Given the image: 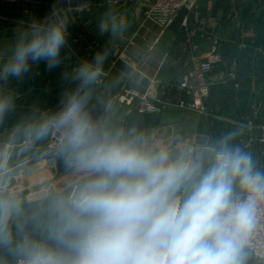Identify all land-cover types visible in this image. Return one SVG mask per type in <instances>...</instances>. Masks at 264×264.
Instances as JSON below:
<instances>
[{
    "label": "clouds",
    "instance_id": "clouds-1",
    "mask_svg": "<svg viewBox=\"0 0 264 264\" xmlns=\"http://www.w3.org/2000/svg\"><path fill=\"white\" fill-rule=\"evenodd\" d=\"M71 21L54 4L43 19L15 30L0 51V81H22L34 67L60 68L74 52ZM125 21L109 11L98 21L101 34L123 35ZM108 51L81 58L70 77L76 91L61 108L28 126L29 137L60 135L65 167L82 177L71 191L49 202L43 239L26 235L17 244L23 264H250L252 243L264 221V166L240 142L241 128L222 131L204 148L206 165H192L188 152L147 148L134 130L125 133L86 110L85 91L102 74ZM14 108L0 96V119ZM2 166V165H0ZM18 204L0 197V245L24 232L9 219ZM32 219L40 222L39 210Z\"/></svg>",
    "mask_w": 264,
    "mask_h": 264
},
{
    "label": "crops",
    "instance_id": "crops-1",
    "mask_svg": "<svg viewBox=\"0 0 264 264\" xmlns=\"http://www.w3.org/2000/svg\"><path fill=\"white\" fill-rule=\"evenodd\" d=\"M154 1L0 0V51L16 29L31 19H43L54 4L64 9L71 21L69 42L74 50L53 71H46L41 64L22 81H0V96H11L14 101V108L0 119V161L7 143L17 145L12 161V196L20 195L23 188L42 191L44 202H50L54 194L71 191L82 179L65 167L60 152L49 164L45 146L52 130L45 137L29 138L25 129L60 110L64 94L78 88L77 81L63 79L62 74L70 77L81 58L91 59L98 50L108 51L102 66L105 75L85 90L86 110L94 120L105 121L115 129L125 133L134 130L147 148H165L173 156L187 151L190 164L206 165L204 148L213 136L233 129V123L243 129L249 120L258 127L264 125V0H201L194 11L182 10L165 30L147 18ZM109 11L126 23L123 35L114 40L98 29V21ZM212 53L222 58V65L211 75L210 115L202 117L171 106L186 98L179 85L191 56ZM99 79L103 83L99 84ZM161 87L159 97L165 106L155 114H138V99L132 106L117 101L124 89L158 97ZM200 117L206 125L198 122ZM259 135L253 136L250 146L247 136L240 142L251 150L256 144L262 149ZM23 141L26 145L20 146ZM17 222L14 214L8 221L12 230ZM19 256L23 255L12 256L7 264ZM250 264H256L253 256Z\"/></svg>",
    "mask_w": 264,
    "mask_h": 264
},
{
    "label": "built area",
    "instance_id": "built-area-1",
    "mask_svg": "<svg viewBox=\"0 0 264 264\" xmlns=\"http://www.w3.org/2000/svg\"><path fill=\"white\" fill-rule=\"evenodd\" d=\"M7 1L15 3L19 0ZM21 1L30 2L32 0ZM200 1L201 0H155L153 6L147 13V18L165 30L174 23L182 10L192 12L197 9ZM73 41L76 42L77 39H74ZM194 48L196 50L198 47L195 46ZM220 65H222V58L215 53H212L207 57L195 54L192 55L190 63L186 64V66L189 67L183 74L179 85L180 89L186 94V98L171 106L202 117H208L210 115L208 101L210 100L213 91L211 75ZM104 75L105 74L102 73V76ZM101 83H103V80L99 79V84ZM161 93H163L162 87L159 91L158 97H152L147 92L141 95L128 89H124L123 92L117 96V101L120 104L132 106L134 100L138 99V105L136 107L138 114H155L160 112L162 107L165 106L159 97V95L161 96ZM244 127L247 131V135L250 136V142L248 143L250 146L253 142L251 135L257 126L253 120H249L244 124ZM258 128L262 133L259 141L264 144V125H261ZM60 135L61 134L58 131L52 130L48 142L46 143L45 152L49 164L55 161L56 155L59 153L58 145L60 142ZM22 145H26V142L23 141L20 146ZM16 148V144L7 143L2 151L0 164L2 165L0 166V190L10 188L13 183L12 179L15 176V173L9 169V164L12 153ZM252 243L254 245L252 256L255 258L256 264H259L264 261V221H262L261 226L257 229ZM23 259L24 256H19L10 264H23Z\"/></svg>",
    "mask_w": 264,
    "mask_h": 264
},
{
    "label": "rangeland",
    "instance_id": "rangeland-1",
    "mask_svg": "<svg viewBox=\"0 0 264 264\" xmlns=\"http://www.w3.org/2000/svg\"><path fill=\"white\" fill-rule=\"evenodd\" d=\"M231 77L234 78L235 76L231 75ZM202 120H203V118L200 117V120H198V122L200 121V123H203V124L205 123V125H206L207 123L202 121ZM234 122H241V121H234ZM232 126L234 128H237V125L235 123H233ZM239 128H240V126H239ZM228 129H232V128H228ZM241 129H242V135L239 138V140L241 141L242 138H245L247 136L248 137V143H249L250 142V136L247 135V131L245 128L243 129L241 127ZM258 133L260 134L259 135V139H260L262 136L261 135L262 133L257 126V128L254 130L253 134L251 135V138H253V136L255 134H257V136H258ZM215 136H213V138ZM259 143L262 147L264 146V144L261 143L260 141H259ZM246 149L253 153L254 158L258 161V163L261 166H264V162L261 161L262 159H264V148L261 149L259 147V144H256L253 150H251L250 147L249 148L247 147ZM15 150H14V152H15ZM14 152L12 153V157H11L10 164H9V169H11V170H13L12 161H13ZM0 164H1V161H0ZM20 189H22L21 194L18 196H16V195L12 196V195H14V193H11V186L8 189L0 190V197L11 198L15 203L18 204L19 211H18V213H15L16 217L18 218L17 223L23 225V228H24L23 234L17 235L14 243L11 246L0 245V257L3 258L2 259L3 264H7L8 261L12 258V256L23 255L22 250L19 247H17V244L20 243V241L24 238L25 235L29 239H34V240L43 239L44 229H45V225H46V222L48 219L47 209H48L49 201L44 202V193L42 191L27 192V191H24L23 188H20ZM37 210H39L41 213V219H40L39 223L32 219L33 213ZM12 231L15 234L16 228Z\"/></svg>",
    "mask_w": 264,
    "mask_h": 264
}]
</instances>
